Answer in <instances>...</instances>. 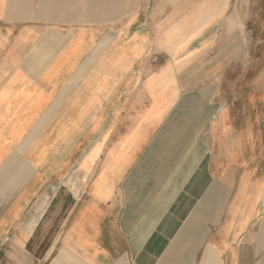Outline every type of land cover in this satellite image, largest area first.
<instances>
[{"label":"crops","instance_id":"0c3cea01","mask_svg":"<svg viewBox=\"0 0 264 264\" xmlns=\"http://www.w3.org/2000/svg\"><path fill=\"white\" fill-rule=\"evenodd\" d=\"M63 5L0 0V264H264V171L209 122L216 71L174 67L140 12Z\"/></svg>","mask_w":264,"mask_h":264},{"label":"rangeland","instance_id":"374dc122","mask_svg":"<svg viewBox=\"0 0 264 264\" xmlns=\"http://www.w3.org/2000/svg\"><path fill=\"white\" fill-rule=\"evenodd\" d=\"M58 2L64 4V21L72 16L73 21L91 18L92 22H101L104 15L108 17L119 10L132 20L140 12V26L158 35L159 53L172 48L174 67L179 52L199 54L200 57H191L190 68L203 70L202 73L216 71L212 82L215 96L210 104L218 110L209 122L221 118L228 124L247 127L251 139L248 151L252 154L248 153L247 160H253L255 171H264V0Z\"/></svg>","mask_w":264,"mask_h":264}]
</instances>
